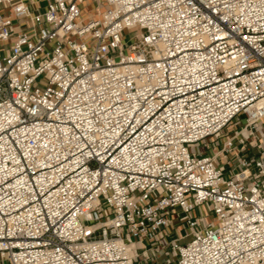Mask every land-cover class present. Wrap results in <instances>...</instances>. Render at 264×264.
Instances as JSON below:
<instances>
[{
  "label": "built area",
  "instance_id": "2783aa9c",
  "mask_svg": "<svg viewBox=\"0 0 264 264\" xmlns=\"http://www.w3.org/2000/svg\"><path fill=\"white\" fill-rule=\"evenodd\" d=\"M262 120L264 0H0V264H264Z\"/></svg>",
  "mask_w": 264,
  "mask_h": 264
},
{
  "label": "rangeland",
  "instance_id": "374dc122",
  "mask_svg": "<svg viewBox=\"0 0 264 264\" xmlns=\"http://www.w3.org/2000/svg\"><path fill=\"white\" fill-rule=\"evenodd\" d=\"M138 32V29L137 28H132V29H127L125 30V33H124V38H123V41L126 43V42H132L135 38H134V34ZM56 43L55 40L51 41L49 44H48V47H52L54 44ZM261 123L264 124V120L261 121ZM232 128H233V125H230L228 128H226L223 133L226 134V132L230 129L232 131ZM222 139H220L218 141L221 142ZM194 147V146H193ZM208 148V149H207ZM198 149V148H196ZM201 151L205 152L206 150H208V153H211L208 145L207 146H201L200 148ZM203 210L205 213H208V208H207V205L204 204L202 206ZM193 213L195 215H198L200 213V209L199 207H196L195 210H193ZM214 217V214L212 213L210 216H208L209 219L213 218ZM170 231L172 232V236H174L175 234H180V235H184L186 233H188L189 229L187 228V225L186 224H179L177 225V229H174L173 227H171ZM171 238V237H169ZM150 248V254H151V257L150 258H143V259H140V260H137L135 262V264H167L166 262V259L168 258V254L167 252H170V248L167 247L165 249H162L160 247V251L158 252L157 250H154V249H151V247L149 246ZM154 252V254H153ZM156 256V257H155Z\"/></svg>",
  "mask_w": 264,
  "mask_h": 264
},
{
  "label": "crops",
  "instance_id": "0c3cea01",
  "mask_svg": "<svg viewBox=\"0 0 264 264\" xmlns=\"http://www.w3.org/2000/svg\"><path fill=\"white\" fill-rule=\"evenodd\" d=\"M205 152H207V153H208V150H206Z\"/></svg>",
  "mask_w": 264,
  "mask_h": 264
}]
</instances>
